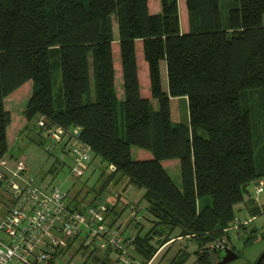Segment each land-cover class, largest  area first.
<instances>
[{
  "label": "trees",
  "instance_id": "trees-1",
  "mask_svg": "<svg viewBox=\"0 0 264 264\" xmlns=\"http://www.w3.org/2000/svg\"><path fill=\"white\" fill-rule=\"evenodd\" d=\"M160 5V12L152 13L148 0H0V158L9 151L12 122L4 100L32 82L23 133L37 130L42 116L78 127L93 159L107 163L98 192L121 179L145 189L154 226L134 241L144 263L179 230V237L197 246L193 254L199 262L213 264L208 244L234 221L246 187L264 179V0H186L185 33L177 0ZM137 40L156 106L141 91ZM54 53L63 86L60 109L53 96ZM181 96L188 100V125L171 119V98ZM133 147L153 157L134 159ZM165 160L179 161L180 186L162 165ZM49 171L59 172L55 166ZM161 227L162 237L154 232ZM154 234L159 246L152 243ZM111 253L107 250L106 257ZM184 253L169 264H184L192 255Z\"/></svg>",
  "mask_w": 264,
  "mask_h": 264
},
{
  "label": "built area",
  "instance_id": "built-area-1",
  "mask_svg": "<svg viewBox=\"0 0 264 264\" xmlns=\"http://www.w3.org/2000/svg\"><path fill=\"white\" fill-rule=\"evenodd\" d=\"M36 128L49 156L57 162L70 158V176L82 178L88 170H95L93 151L80 139L78 127L53 124L42 116ZM29 170L24 157L0 158V193L11 203L0 218V264H56L68 244L82 234L85 242L93 243L98 250H112L117 264H132L135 236L123 237L109 220L107 204L73 208L72 199L59 183L41 187ZM255 188L257 195L264 192L262 184ZM252 219L249 214L244 220L235 218L239 225ZM219 245L210 243L208 248H225Z\"/></svg>",
  "mask_w": 264,
  "mask_h": 264
},
{
  "label": "rangeland",
  "instance_id": "rangeland-1",
  "mask_svg": "<svg viewBox=\"0 0 264 264\" xmlns=\"http://www.w3.org/2000/svg\"><path fill=\"white\" fill-rule=\"evenodd\" d=\"M179 1L183 2V0H179ZM151 2L152 5L157 4V0H151ZM114 33L117 36L119 34L118 25L116 22L114 27ZM53 55L55 58L53 59L54 63L52 68L53 96L55 101V108L60 109L63 107L64 104L62 78L59 67L58 53L57 55L56 53H54ZM141 55H142V50H141ZM139 59L141 60L140 55H139ZM116 61L118 63L119 59L117 58ZM161 76H162V85L164 88H167L168 85L167 68L165 62L161 63ZM141 89L143 95L150 96L148 87L147 85H145L143 80V74H142ZM31 90H32V82H28L25 85H23L21 89L17 91V93H15L10 98H8L6 102L7 107L12 111L14 117L13 125L15 124V127L16 125L21 124L22 120L20 119L24 118L23 110L25 109L28 103V98H30ZM119 91L118 93H120ZM152 102L156 106V101L152 100ZM170 107H171V119L174 123H185L187 125L189 124V108H188V100L186 97L181 96V97L171 98ZM12 131L13 128L11 129V133L9 136L10 149L6 157L11 159L24 157L30 168L29 173L35 176L39 181V183L44 181L45 183H49L52 180L64 181L66 179L64 181L63 188L66 191H69L70 194L72 195L73 192H75L79 187H81L82 184H85L87 188H89L91 193L94 194L98 192L99 186L103 179L101 171H105L107 169V163L104 160L100 158H98L97 160L93 159L94 166L98 168V171L94 176H90V173L86 172L85 176H83L79 180H76L72 176L68 178L69 168L65 167L61 171L56 173L54 177L53 173L50 172L49 170L51 167L54 166L56 160L54 157L48 156V154L42 148V145L40 144L38 137L35 138L34 132H36V129H33L34 135L32 133V136H27L26 133H23L17 139L13 138ZM201 134H203L204 137L208 136L205 131H201ZM147 154L149 155V157L151 156V153L149 151L136 147L132 148V155L134 159H138V160L143 159L141 157H145ZM146 157L148 158V156ZM170 161L173 160L164 161L168 169V173L170 174L174 182L180 186L181 185L180 166L179 165L176 166L175 165L176 163ZM175 161L178 162V160ZM120 177H121L120 175L117 176L118 179ZM255 183L256 181H253L246 187L247 190L246 192H244V201L235 205V215L238 219L240 218L241 220H244L247 217V212L249 211L245 212L246 204L251 205L253 203V200L256 201V203L258 204L264 205V192L261 193L260 195H257ZM119 185L121 186L114 188V186L116 185L113 186L112 184L102 192H98V197L95 203L110 204V206L115 205V212L117 213V215H119V212H121V214L118 216V222L120 224H124L128 226L127 235H133V236H136L137 234L145 235L147 232H150V230L154 226V223L151 222L152 216L147 209L148 202L144 197L145 189L134 187L133 193L130 194L129 188L131 186L127 185L125 179L123 180L121 179ZM262 186L264 188V179L262 180ZM126 193L129 194L128 198L126 197ZM132 201L136 205L135 210H133V207L131 205ZM7 204H8V196L4 195L2 201H0V214L4 212L5 206ZM133 212L136 214L135 216H132ZM249 216H252L251 213L249 214ZM112 223L114 222L112 221ZM236 223L237 222L234 219V221L226 229H224L222 233L223 236L218 238L217 241L211 243L220 244L219 248L224 246L225 248H229L239 254V258L236 261L231 262L229 264L256 263V261L260 258L259 256L264 253V212L256 216L254 220L251 221V225L250 223L246 225L245 224L239 225ZM250 226L252 228L255 227V230L252 229ZM160 230H161L160 232L162 231L165 232V230L162 227ZM179 234H180L179 230L174 231L170 235V238H173V240L166 243L163 247H160L159 252H157L158 254L156 255V258H153L147 264H150L151 262H153L152 264H169L171 259L174 258V256H177L176 254H178L179 252L181 254H185L184 253L185 250L191 252L192 255L184 264H201L198 260L199 255L193 254V252L196 251L197 246L189 238L179 237L178 236ZM160 237L155 235V238L152 241V243L157 244L159 246ZM246 237L251 238L250 239L251 241L246 243L245 241ZM74 251L75 248H72L68 253L62 255V257H60L57 260L58 264H83L85 260L82 258L83 254L80 252L73 257ZM130 255L132 262L141 261L143 264H145L143 256H139L135 251H132ZM112 257L114 260L116 258V254H113ZM211 261L213 264H216L217 262L216 258H213ZM115 264L117 263L115 262ZM133 264H138V263H133Z\"/></svg>",
  "mask_w": 264,
  "mask_h": 264
},
{
  "label": "crops",
  "instance_id": "crops-1",
  "mask_svg": "<svg viewBox=\"0 0 264 264\" xmlns=\"http://www.w3.org/2000/svg\"><path fill=\"white\" fill-rule=\"evenodd\" d=\"M177 2H178V8H179L180 29H181V32L182 33H185V32H187L189 30L188 12H187L186 5H185L186 0H183V2H180L179 0H177ZM148 5H149V9H150V11L152 13H159L160 10H161L160 0H157V4H153V5H152L151 0H148ZM114 27H115V22H114ZM114 37H115V41H114L115 58H118L119 59V53H118V36L115 35V33H114ZM141 50H142V55H141ZM136 53H137V62H138V68H139L140 85L142 84V74H143L144 83H145V85H147L148 90H149V93H150V83H149V75H148V66H147V63L145 64V60H143L144 59V55H143V44H142V41L141 40H137L136 41ZM139 55L141 57V60L139 59ZM116 69H117V82L119 83L118 87H119V90L121 92L122 78H121V71H120V65H119V63L117 65V68ZM20 89L21 88H19L18 90H20ZM18 90H16L14 93H12L11 95H9L4 100L5 108L11 112V116H12V122L9 125V127L7 128V140H8L9 149H10L9 136H10V133H11V129L13 128V131H12L13 138H16L17 139L18 137H20L21 134H23L22 131H23V129L28 124L27 119L24 117V118H21L20 119V120H22L21 124H18L15 127V124L13 125V123H14V117H13L12 111L6 105V102H7L8 98H10L12 95H14L15 93H17ZM30 92H32V90ZM145 96L147 98H150L151 99V95L150 96L145 95ZM28 100H29V98H28ZM25 109H26V107H25ZM25 109L23 110V113H24ZM23 116H24V114H23ZM14 127H15V129H14ZM24 133H27V136H32L33 129H32V131H27V132H24ZM34 133H35V138L38 137V140L40 141V144L42 145V148H43L42 138H41V135H40L39 131L36 130V132H34ZM34 133H33V135H34ZM146 156H148V158ZM146 156L145 157H141L143 159H140V160L151 159L153 157L152 154H151L150 157H149L148 154ZM97 159L98 158H96V160ZM170 162L176 163L175 164L176 166H178V165L180 166L179 161L176 162L175 160H173V161H170ZM70 165H71V160L68 157L65 158V160L63 162H57L56 161L55 164H54V166L57 167V169L59 171H61L65 167H68L69 168ZM162 165L164 166V168L168 172V169H167L166 164H165L164 161H162ZM109 169L112 170V168H109ZM95 170L96 171H87V172L90 173V176H94L97 173L98 168L95 167ZM101 172H103V171H101ZM53 175L55 177V174H53ZM69 177H70V174L68 175V178ZM73 178H75V177H73ZM75 179L76 180H79L80 178H75ZM262 180L263 179L258 180L260 182V184H262ZM41 181H43V180H41ZM64 181H59V180L58 181H55V180H52L49 183H45V181L39 183V181H38V184L41 187H47L50 183L56 182V183H59L61 185V187H62L63 190H65L63 188ZM258 181H256V183ZM180 183H181V180H180ZM256 183H255V186H256ZM119 184H120V182L118 184H113V186L116 185V186H114V188L115 187H120L121 185H119ZM73 187H74V185H73ZM133 189H134V187L132 188V186L129 188L130 194L133 193V191H134ZM66 192H68V195L70 196V198L73 199V208H75V207H86V206H89L92 203H95V201H96V199L98 197V193L97 192L94 193V194L91 193L90 190H89V188H87V186L85 184H82L81 187H79L75 192H73V195L70 194L69 191H66ZM3 197H4V194L3 193H0V201H2ZM126 197L127 198L129 197V194L128 193H126ZM107 205L110 208L111 207L114 208V213L109 212V220L111 222L113 221L115 223V225H117L119 227L120 232L122 233L123 237L125 239H127V238H130L131 236H133V235H127V230H128V226L127 225L120 224L118 222V216L121 214V212H119V215H117V213L115 212V205L114 206H110V204H107ZM131 205L133 207V210H135V206L136 205H135V203H133V201H132ZM10 207H11V203H10V200L8 198V204L5 206L4 212L2 214H0V218L4 217L6 215V213L10 209ZM252 208L253 209L255 208V211H257V212H258V210L260 211L258 215H260V214H262L264 212V205L258 204L254 200H253V203L251 205L246 204L245 212L249 211L251 213L250 210H252ZM249 212H247V214H250ZM133 214H134V212H133ZM133 214H132V216H134ZM258 215H255V216L252 215V216H250V217L253 218L252 221ZM250 225H251V222H250ZM252 229L255 230V227L252 228ZM83 236L84 235L82 234V235L78 236L77 238L73 239V241L68 244L67 249L64 250V252L57 258V260L60 257H62V255L68 253L72 248H75L73 257L76 256V254H78V253L81 252L83 254L82 255L83 256L82 258L85 259L84 262H83V264H115V259L113 260V257H112V255L114 254L113 251H112V253H111L110 256H107L106 257V255H105V252L106 251H100V250H98L93 243L92 244H88L87 242H85V238H83ZM134 251H135V245H134ZM155 258H156V256H155ZM133 263L143 264L141 261H135V262H132V264ZM152 263L153 262H151L150 264H152ZM56 264H58V261L56 262Z\"/></svg>",
  "mask_w": 264,
  "mask_h": 264
},
{
  "label": "water",
  "instance_id": "water-1",
  "mask_svg": "<svg viewBox=\"0 0 264 264\" xmlns=\"http://www.w3.org/2000/svg\"><path fill=\"white\" fill-rule=\"evenodd\" d=\"M258 184H260L259 181L256 183V185ZM155 233H158L159 236H162V232L158 230H155ZM214 253H215V258L217 260L216 264H229L231 262L236 261L239 258V254L229 248L214 250ZM259 257L260 258L256 261L255 264H260L263 261L264 253Z\"/></svg>",
  "mask_w": 264,
  "mask_h": 264
}]
</instances>
